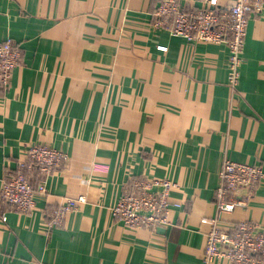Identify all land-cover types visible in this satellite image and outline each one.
I'll use <instances>...</instances> for the list:
<instances>
[{
    "label": "crops",
    "instance_id": "crops-1",
    "mask_svg": "<svg viewBox=\"0 0 264 264\" xmlns=\"http://www.w3.org/2000/svg\"><path fill=\"white\" fill-rule=\"evenodd\" d=\"M156 5L0 0V42L12 39L22 55L9 88H0V188L32 144L69 156L44 179L30 213L0 203V264H200L222 160L264 168V5L248 17L235 93L227 45L155 29ZM135 177L177 183L167 225L151 231L114 219ZM80 196L79 211L47 229L45 211ZM243 220L264 224V179L248 207L219 225L231 232Z\"/></svg>",
    "mask_w": 264,
    "mask_h": 264
},
{
    "label": "built area",
    "instance_id": "built-area-1",
    "mask_svg": "<svg viewBox=\"0 0 264 264\" xmlns=\"http://www.w3.org/2000/svg\"><path fill=\"white\" fill-rule=\"evenodd\" d=\"M156 1L152 13L155 29H167L173 36L189 42L227 45L228 85L235 93L243 64L248 17L255 7L264 5V0H228L222 8H218L214 0H198L205 5L198 10L185 9L179 0ZM21 59V52L12 39L0 42V88H9L13 71ZM68 160L67 153L50 143L30 145L27 159L19 161L2 182L0 203L19 213H30L36 204V194L46 193L44 179ZM34 176L39 178L36 183L32 181ZM262 179V165L224 157L213 197L215 216L204 219L211 229L207 233L200 264H211L216 259H226L230 264H264V224L243 220L231 232L221 229L219 225L223 214L248 207ZM126 186L112 209L116 221L127 227L151 231L168 224L171 206L169 194L172 189L178 188L177 183L168 178L135 177ZM85 202V196L75 199L66 197L47 209L44 214L47 229L62 227L67 215L79 211ZM2 218L6 219L5 216Z\"/></svg>",
    "mask_w": 264,
    "mask_h": 264
},
{
    "label": "trees",
    "instance_id": "trees-1",
    "mask_svg": "<svg viewBox=\"0 0 264 264\" xmlns=\"http://www.w3.org/2000/svg\"><path fill=\"white\" fill-rule=\"evenodd\" d=\"M16 47H17V44H16ZM18 48V47H17ZM38 180H39V178H38ZM38 180H37V182H38ZM7 206V205H6Z\"/></svg>",
    "mask_w": 264,
    "mask_h": 264
},
{
    "label": "bare ground",
    "instance_id": "bare-ground-1",
    "mask_svg": "<svg viewBox=\"0 0 264 264\" xmlns=\"http://www.w3.org/2000/svg\"><path fill=\"white\" fill-rule=\"evenodd\" d=\"M159 229V228H158Z\"/></svg>",
    "mask_w": 264,
    "mask_h": 264
}]
</instances>
